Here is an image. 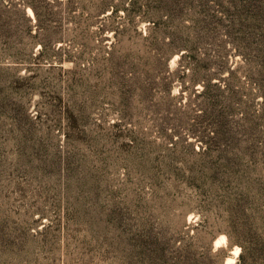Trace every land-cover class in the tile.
<instances>
[{
    "label": "rangeland",
    "instance_id": "374dc122",
    "mask_svg": "<svg viewBox=\"0 0 264 264\" xmlns=\"http://www.w3.org/2000/svg\"><path fill=\"white\" fill-rule=\"evenodd\" d=\"M26 2L0 0V264H264V0L163 26L167 62L153 0Z\"/></svg>",
    "mask_w": 264,
    "mask_h": 264
},
{
    "label": "trees",
    "instance_id": "16d2710c",
    "mask_svg": "<svg viewBox=\"0 0 264 264\" xmlns=\"http://www.w3.org/2000/svg\"><path fill=\"white\" fill-rule=\"evenodd\" d=\"M35 1L36 0H27L26 4L27 6H29L33 14L37 17L39 10ZM207 2L208 0H153V5L149 3L144 4V15L146 16V20L150 21V23L152 24V32L161 33V36L156 39L154 47H156V52L159 53L160 56L165 58L166 62L173 53L181 51L182 48L176 39L164 42V36L162 35L163 30L161 28L163 26L165 27L172 24L174 21H176L175 19L178 20L180 19V17L182 18L188 14L191 15V17L194 16V20L196 23L201 22L206 25V23H209L210 21L208 22V18L206 16H204L202 19L200 18L199 14H201V10H197V7L202 6ZM128 4L130 6V8L128 9L129 13L132 16L140 13V8L137 6L140 4V0H129ZM162 15L166 16L165 21H162ZM153 16H158L159 18L154 19ZM144 38H148V35H146V37ZM182 57L183 54H181L180 59ZM133 58H137L141 61V59L136 57L133 52H130L124 56L122 61H118L116 63V65L120 70H122V72H124L125 74H132L131 78H129V80L127 81V84H124V86H126L128 89L137 88V84L135 82V74L139 69L137 68V65L131 62ZM220 133H222V135L230 137L231 139H235L236 136L235 131L232 132L230 130H221ZM243 137L246 141H248V143L250 142L251 145L255 144V142H257V140L259 139L257 128L254 125L249 124L245 128V130H243Z\"/></svg>",
    "mask_w": 264,
    "mask_h": 264
},
{
    "label": "snow or ice",
    "instance_id": "6c2138e0",
    "mask_svg": "<svg viewBox=\"0 0 264 264\" xmlns=\"http://www.w3.org/2000/svg\"><path fill=\"white\" fill-rule=\"evenodd\" d=\"M237 251H239V250L237 249Z\"/></svg>",
    "mask_w": 264,
    "mask_h": 264
}]
</instances>
